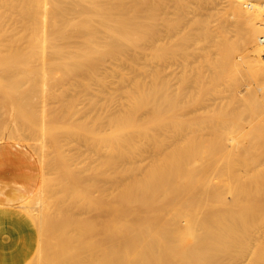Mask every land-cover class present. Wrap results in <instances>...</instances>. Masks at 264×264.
Here are the masks:
<instances>
[{"label": "bare ground", "instance_id": "obj_1", "mask_svg": "<svg viewBox=\"0 0 264 264\" xmlns=\"http://www.w3.org/2000/svg\"><path fill=\"white\" fill-rule=\"evenodd\" d=\"M229 5L241 22L243 63L248 69L264 73V0H229ZM143 19L140 5L131 6L127 0H0V67L9 70L18 67L31 74L30 80L19 82L20 77L14 80L11 75L5 78L6 73H1L4 79L0 76V106L10 116L16 109L19 120L26 113L39 115L38 122L32 116L34 122L24 123L31 135L34 134L30 142L31 138L32 141L43 138L53 147L63 137L65 143L77 148L76 138L87 131L90 123L80 118L85 111L80 98L67 99V92L75 85H87L91 79L100 80L101 68L119 72L117 62L125 61L132 43L140 39ZM20 71L18 74L26 77L25 71ZM241 86L229 85L227 91L238 99L243 90ZM180 90L178 82H163L164 110L153 119L156 127H161L169 115L174 120L173 127L178 125L176 113L186 103V99L180 98L183 94ZM34 98H40L42 103L39 111L34 107L35 112L31 109ZM51 98L59 101L57 107L50 106ZM242 99V109L231 118L220 116L211 122L206 121L208 105L193 108L196 112L193 125L201 134L204 131L209 134L208 137L205 132L200 135L201 141L213 140L229 149L230 144L235 140L237 144L239 140L234 135L219 137L218 131L241 130L243 114L250 113L252 121L254 117L257 122L248 142L250 148L246 149L256 151L251 171L241 172L235 165L229 172L224 171V158H219L220 151H217L220 160L215 177H143L118 182L104 195L101 205L99 189L89 177L95 174V166L82 158L83 153L75 157L70 151L73 157H69L60 151L59 161L64 158L67 170L70 168L65 176L73 177L71 185L63 190V198L50 179L52 183L46 182L49 185L46 189L39 185L18 205L24 216L39 223L38 264H264V84ZM5 102L15 105L11 106L12 111L6 108ZM131 115L129 107L122 106L120 113L109 115V128L123 130L135 124L131 122ZM146 124L150 126V120ZM18 126L19 131L15 133L5 126L0 139L10 134L12 139H8L21 138L23 135L14 139L13 134H25L27 128L21 131ZM26 137L21 140L29 139ZM34 141L31 147L35 145L34 150L38 149V156L41 152L45 161L41 160L46 162L48 151L43 141L40 152ZM250 158L246 156L243 160L246 167L251 164ZM59 161L60 166L65 163ZM164 183L171 186L162 188ZM170 187L175 188L176 200L183 194L190 195L184 204L166 202L172 194ZM46 190L48 197L44 194ZM32 198L34 204L30 203ZM5 214L9 216L3 218L11 216L21 221L12 211ZM58 215L60 220L56 218Z\"/></svg>", "mask_w": 264, "mask_h": 264}, {"label": "rangeland", "instance_id": "obj_2", "mask_svg": "<svg viewBox=\"0 0 264 264\" xmlns=\"http://www.w3.org/2000/svg\"><path fill=\"white\" fill-rule=\"evenodd\" d=\"M127 2L131 6L140 5L144 28L140 39L132 43L127 59L117 62L119 72L112 73L101 68L100 80L91 79L87 81V85H73L74 87H71L72 89L66 94L67 99L80 98L81 106L85 109L80 118L90 123L87 131L76 138L75 144L77 148L80 146L79 149L73 145L69 146L62 137L56 145L60 147L58 152L57 148H53L56 146L52 147L48 142H44L46 139L43 141V138L37 137L38 140L33 141L37 143L36 148H39V152V146L40 144L42 146V143L48 151L45 152L46 162H43L45 159L42 158V153L40 152L39 158L38 149H36L37 152L34 150V144V148L31 147L33 138L30 142V137L34 134L31 135L27 125L24 127V123L31 124L32 116H35L34 120L38 122L36 118H39V115L26 113L19 120L16 109L13 111L11 109V106L15 105L12 103L8 105V100L5 102L7 106H4L12 111L11 115L15 116H10V112L3 110V106H0V133L4 131L5 126H8L6 130L12 128L11 132L15 133L18 130L15 122H18L22 124L21 127L18 126L21 131L27 128L24 131L26 135L13 134L14 139L20 135L25 136L11 140V132L5 131L11 137L8 134L9 137L5 138L6 136L2 134L4 138L2 136L3 139L1 138L0 142H18L30 149L38 159L41 169L39 185L46 189L45 186H49L54 181L53 184H56L59 193H63L58 194L60 198L65 195L63 190L65 186L71 185L73 177L65 176L70 168L67 170L68 165L65 166L67 161L63 156L60 161L64 160L65 163L60 166L58 156L61 158L63 153L70 155L69 157L75 154L77 157L78 154L83 153L82 158L96 168L95 174L89 177L91 183L99 189L101 205H103L104 195L118 182L135 181L143 177H215L221 157L224 158L222 159L224 171L229 172L233 165L236 169L240 168L241 172L251 171L255 166L256 151L246 149L250 148L248 142L254 135L253 125L257 122L254 117L252 121L250 113L243 114L244 128L241 130L230 132V128H223L218 131L219 137L234 135L235 139L239 140L237 144L235 140V145L230 142L229 149L213 140L201 141L200 135H205L207 131L201 134L197 131L199 128L196 129V125H193V116L196 113L193 108L208 105L206 111L209 110V112L205 113L208 117L206 121L211 122L220 116L231 118L242 109L244 104L242 97L258 85L264 84V73L248 69L241 59L240 55L244 49L240 40L241 22L229 5V0H127ZM17 68L9 70L0 67L1 78L4 79L1 73L5 72V78L11 75L14 80L20 77L19 82L30 80L31 74L28 71L24 70L26 77H22L20 73L18 74L20 69ZM12 70L19 71L13 74ZM15 75H18L17 78ZM164 81L170 84L178 82L180 91L183 92L180 98L183 101L186 99L184 107L176 113L179 121L176 127H173L174 120L170 115L163 119L161 127H156L153 123L157 115L163 114L162 85ZM233 84L242 85L243 90L238 99L233 92L227 91V87ZM243 84H249L250 89ZM37 99L34 98L31 109L34 110L36 106L35 108L38 109L35 110L39 111L42 103L40 104V98ZM48 102L53 107L59 105V101L55 98L49 99ZM124 105L132 112L130 118L135 124L123 130L110 129L107 122L109 115L120 113ZM147 119L150 120V126L146 124ZM13 122L15 127H11ZM28 132L30 136L27 135ZM35 136L34 139H36ZM206 136L208 137L209 134L206 133ZM25 137L27 139L21 140ZM217 151H220L219 158L216 156ZM54 153H57V157ZM246 156L251 157V164L248 167L243 162ZM59 166L66 167L62 169L63 174L60 173L62 170ZM67 179L68 182L65 181ZM46 182L49 185H46ZM167 186L171 185L164 183L162 188ZM172 186L175 187L174 184ZM159 188H161L160 185ZM170 188L172 194L166 198L168 203L182 204L190 196L183 194L180 200H176L175 188ZM46 193L47 190L44 194L48 197L49 193ZM82 201L85 203L86 197ZM30 203H35L34 198L30 200ZM45 204L44 202L43 205ZM58 217L59 215L56 218L60 220ZM40 257L41 255L36 251L27 264H38ZM57 261L60 262V260Z\"/></svg>", "mask_w": 264, "mask_h": 264}, {"label": "crops", "instance_id": "obj_3", "mask_svg": "<svg viewBox=\"0 0 264 264\" xmlns=\"http://www.w3.org/2000/svg\"><path fill=\"white\" fill-rule=\"evenodd\" d=\"M40 177L38 159L30 149L18 142H0V264H27L37 250L38 227L18 205L37 189ZM6 211L14 212L21 221L3 218L9 216Z\"/></svg>", "mask_w": 264, "mask_h": 264}]
</instances>
